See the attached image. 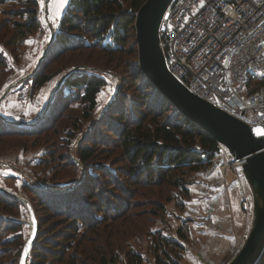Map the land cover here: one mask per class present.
Here are the masks:
<instances>
[{
    "label": "trees",
    "instance_id": "obj_1",
    "mask_svg": "<svg viewBox=\"0 0 264 264\" xmlns=\"http://www.w3.org/2000/svg\"><path fill=\"white\" fill-rule=\"evenodd\" d=\"M8 1L0 0V6ZM144 1L68 0L46 55L30 76L33 88L39 89L54 74L47 68L52 58L66 56L73 61L69 68L87 65L113 71L116 57L134 56V62L126 61L118 97L107 109L94 115L97 96L107 84L106 74L80 69L65 78L47 114L35 126H19L0 118V151L6 145L23 149L46 146V153L57 159L56 168L79 172L67 187L42 182L26 185L34 196L28 199L38 220L27 264H147L144 254L131 248L128 240L142 232L155 233L150 230L157 219H165L167 203L176 198L175 193L179 199L188 198L189 186L219 153V143L181 114L139 66L135 17ZM16 2L21 5L7 12V21L0 24L3 30H11L7 43L14 46L41 24L38 0ZM5 70L0 53V87ZM261 83L264 79L256 82ZM74 104L81 114L72 109ZM87 120L91 128L70 147L75 128ZM69 125L74 131L67 133L66 143L61 145L59 136ZM19 204L18 199L0 192L4 253L0 264H18L27 239L20 235L6 238L8 230H18L20 225L1 219L4 211L14 213ZM155 234L150 247L154 264H179L183 246L161 230ZM178 234L185 236L183 227ZM12 246L15 259L8 261ZM255 264H264V248Z\"/></svg>",
    "mask_w": 264,
    "mask_h": 264
},
{
    "label": "built area",
    "instance_id": "obj_2",
    "mask_svg": "<svg viewBox=\"0 0 264 264\" xmlns=\"http://www.w3.org/2000/svg\"><path fill=\"white\" fill-rule=\"evenodd\" d=\"M159 33L167 69L189 90L248 123L262 121L264 0H172ZM219 153L225 172L239 166L245 179L225 146Z\"/></svg>",
    "mask_w": 264,
    "mask_h": 264
},
{
    "label": "water",
    "instance_id": "obj_3",
    "mask_svg": "<svg viewBox=\"0 0 264 264\" xmlns=\"http://www.w3.org/2000/svg\"><path fill=\"white\" fill-rule=\"evenodd\" d=\"M172 0H145L136 12L135 17V41L137 44L138 63L156 89L165 96L177 110L191 122L198 125L219 144L225 146L234 160L241 162L242 172L252 190L253 218L250 231L234 256L226 264H255L264 248V136H258L253 129L264 128V117L261 122L248 123L221 107L202 98L182 84L166 67L163 49L160 44L159 27L162 17ZM42 11L43 20L51 25L50 38L45 42L36 65L29 72L21 75L15 81L10 82L0 92V118L5 122L19 126H35L47 114L56 92L61 88L65 78L72 72L80 69L101 71L106 75L116 74L109 70H102L87 65H75L64 71L56 81L50 93L42 113L35 119H12L1 111V103L6 96L17 88L25 79L30 77L40 66L47 53L54 35L55 28L48 18L47 5ZM118 91L115 99L118 96ZM110 106V103L105 109ZM264 116V111L258 112ZM91 126L87 129V132ZM84 134L78 139V144ZM81 165L78 159H74ZM47 189L44 184H38ZM0 192L6 193L18 199L29 214L31 230L22 247L18 264H27L30 250L38 233V220L30 200L7 188L0 187Z\"/></svg>",
    "mask_w": 264,
    "mask_h": 264
},
{
    "label": "rangeland",
    "instance_id": "obj_4",
    "mask_svg": "<svg viewBox=\"0 0 264 264\" xmlns=\"http://www.w3.org/2000/svg\"><path fill=\"white\" fill-rule=\"evenodd\" d=\"M20 5L21 4L19 2H16V0H10L7 3L1 5L0 24H2L4 21H7L8 19L7 12H9L11 9L19 7ZM66 5L67 3L65 4L63 10L61 11V14L66 8ZM61 14L55 20V22L51 20L52 21L51 23L53 24V27L55 29L58 26ZM40 20H41V24L38 30L32 33L31 35H29L25 40H23L22 42H20V44L16 46L7 43L8 36L10 35L11 30H8L9 28L3 30L4 27L0 25V49H2L0 53L6 62V70L4 72V77L0 87V92L6 87L7 84L15 81L21 75L29 72L36 65L37 60L40 57L41 50L45 45L46 38L49 33L47 28V23L43 20L41 8H40ZM29 41H31V43H29ZM52 57L53 56H51V58ZM65 57L57 60L52 58L47 68L48 71H52L54 74L52 75L51 79L47 81L39 89L33 88L32 86L33 81L31 77L25 79L17 88L12 90L2 101L1 111L12 119L35 120L44 110L46 101L48 100L50 93L53 90V87L56 81L58 80L59 76L64 71H67L69 66L73 64V61ZM133 57L128 55H122L116 57L117 59L111 65L112 66L111 70H113L112 72H114L116 76L104 75L107 80V84L102 88V90L99 92L97 96L98 103L94 110V115H97L99 112L104 110L107 107V105L115 98L117 90L120 89L122 84L121 75L126 71L125 69L126 61L129 59L128 61H130L131 63L134 62L135 57L134 58ZM128 64L129 63H127V65ZM128 93H133V91ZM72 109L75 110V113L79 112V114H81L80 109H78L77 107V104H74V107H72ZM90 122L91 121L89 120L80 121V127L78 129L75 128L76 133L74 137H72L70 140V147L75 146L78 139L83 134L84 135L86 134L85 133L86 129L91 126V124L89 125ZM68 124H66V126ZM66 126L64 127L65 133L59 136L61 140L60 142L61 145L66 143L67 133L74 131L72 125H69L67 129ZM30 139L32 138H27L26 140L29 141ZM46 149H47L46 146H39V147L29 146L28 149H23L22 147H14L11 145L4 146L0 151V187L7 188L8 190L21 194L27 198L34 199V196L26 188L27 184L29 183L32 184L31 182H42L52 187H67L71 185L78 178L79 172H75V170L72 169H63V168L60 169L58 167L56 168L55 167V164L57 163L56 157L48 155L46 153ZM57 153L58 154L62 153V151L60 150ZM224 162H225V158L224 160H222V165L224 164ZM220 164L221 163H219V166ZM205 170L206 169H204L203 172ZM230 170L231 172L233 171L235 175L236 173H240L239 166L230 167ZM81 172L82 171H80V173ZM241 177L245 182L246 180L243 178L242 174ZM248 190H249V196L252 201L253 195L251 192V188L249 187ZM175 195L176 198L172 199V201H176V207L181 209L184 206L185 202L182 205H180L179 200L181 199L187 200V198L181 197V199H179L178 198L179 195H177L176 193ZM169 203H167V205H169ZM167 205L166 207L168 211ZM38 209H40V206H38ZM1 215H2L1 218L2 220L10 219L13 222H16V224L20 225L18 230H8V232L6 233V236L7 235L8 236L6 238H11L12 236L15 235H20L22 238L28 237L29 232L31 230V225L29 223V214L27 208L23 204L22 205L19 204L16 207L14 213H7L4 211ZM167 215L168 213L166 212L165 219L162 218L157 219L150 231H153L155 233L157 231L160 232L158 223H161L163 225L161 227L162 228L161 231H163V229H168L169 222L166 219ZM194 220H196V217L194 216L192 217L190 213V215H188L186 219L187 224L184 226V231H186L187 233H190L192 231L191 229L194 227V224L196 222V221L194 222ZM193 230L196 231V229ZM205 230L206 229H202L201 233H207ZM155 233L142 232L138 235L131 237L128 240V244L130 245L131 248L143 253L146 259L148 260V257H150V255L152 257L150 247L153 236L156 235ZM240 247L241 245L237 247L235 253L239 250ZM14 253H15V247L12 246L9 248L8 254L6 255L8 261L9 260L13 261L15 259ZM3 254H4L3 247L0 245V255ZM6 258L4 259L3 257L2 261L5 262Z\"/></svg>",
    "mask_w": 264,
    "mask_h": 264
},
{
    "label": "crops",
    "instance_id": "obj_5",
    "mask_svg": "<svg viewBox=\"0 0 264 264\" xmlns=\"http://www.w3.org/2000/svg\"><path fill=\"white\" fill-rule=\"evenodd\" d=\"M222 160L224 158L218 153L213 169L207 175L203 170L198 174L196 181L189 186V197L181 200L185 202L181 209L176 207V201L167 205L169 225L162 233L183 246L180 260L186 264H226L250 231L253 218L250 186L230 168L224 172ZM190 213L196 217V222L192 231H184L185 236L181 237L178 229H184ZM158 224L162 230L163 225ZM202 229L207 233H201ZM146 263L154 264L153 256L150 255Z\"/></svg>",
    "mask_w": 264,
    "mask_h": 264
},
{
    "label": "snow or ice",
    "instance_id": "obj_6",
    "mask_svg": "<svg viewBox=\"0 0 264 264\" xmlns=\"http://www.w3.org/2000/svg\"><path fill=\"white\" fill-rule=\"evenodd\" d=\"M39 3H40L41 11H44L45 0H39ZM66 3H67V0H49V3L47 5V9L49 12L48 18L53 20V22H55V20L61 14V11L63 10ZM29 43H31V41H29ZM0 51H2V49H0ZM253 131L258 136H264V128L257 127L255 129H253Z\"/></svg>",
    "mask_w": 264,
    "mask_h": 264
},
{
    "label": "bare ground",
    "instance_id": "obj_7",
    "mask_svg": "<svg viewBox=\"0 0 264 264\" xmlns=\"http://www.w3.org/2000/svg\"><path fill=\"white\" fill-rule=\"evenodd\" d=\"M52 22V21H51ZM47 23V28H48V31H49V33H48V36H47V38H46V41L50 38V32H51V25L48 23V22H46ZM52 24V23H51ZM53 25V24H52Z\"/></svg>",
    "mask_w": 264,
    "mask_h": 264
}]
</instances>
